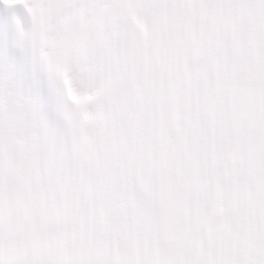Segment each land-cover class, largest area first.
Returning <instances> with one entry per match:
<instances>
[{"label":"clouds","instance_id":"obj_1","mask_svg":"<svg viewBox=\"0 0 264 264\" xmlns=\"http://www.w3.org/2000/svg\"><path fill=\"white\" fill-rule=\"evenodd\" d=\"M17 3L0 264H264V0Z\"/></svg>","mask_w":264,"mask_h":264},{"label":"snow or ice","instance_id":"obj_2","mask_svg":"<svg viewBox=\"0 0 264 264\" xmlns=\"http://www.w3.org/2000/svg\"><path fill=\"white\" fill-rule=\"evenodd\" d=\"M11 0H0V4L9 5ZM16 13L19 20H23L25 16V7L23 0H19L16 5ZM21 53L14 52L10 48L0 49V76L14 75L19 69V57ZM31 72L37 77H43L45 79L51 78V73L48 69L39 64L31 66ZM75 99L74 97H70Z\"/></svg>","mask_w":264,"mask_h":264}]
</instances>
